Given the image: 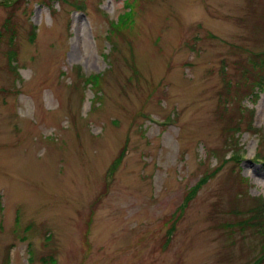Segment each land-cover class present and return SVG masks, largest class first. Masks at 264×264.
Segmentation results:
<instances>
[{
	"label": "rangeland",
	"instance_id": "rangeland-1",
	"mask_svg": "<svg viewBox=\"0 0 264 264\" xmlns=\"http://www.w3.org/2000/svg\"><path fill=\"white\" fill-rule=\"evenodd\" d=\"M263 53L264 0H0V264L258 258Z\"/></svg>",
	"mask_w": 264,
	"mask_h": 264
},
{
	"label": "trees",
	"instance_id": "trees-1",
	"mask_svg": "<svg viewBox=\"0 0 264 264\" xmlns=\"http://www.w3.org/2000/svg\"><path fill=\"white\" fill-rule=\"evenodd\" d=\"M126 12L127 11L119 15V17L126 14ZM251 56L252 58L249 59V65H252L253 71L250 73V70H245V72L251 74L252 80H257V82L254 81L252 88L254 86L259 88L262 81H264V53L258 55L253 54ZM257 94L258 92H255L252 96H256ZM242 178L244 177L241 176V179ZM237 212H240L244 216H246V214L248 215L239 221H235L233 227L241 228L243 232H248V235L252 236L257 243H260L261 247L264 246V203L258 202L255 206L249 207L247 213L239 210ZM233 213L234 211L231 210L230 215L233 216ZM249 264H264V251L258 258L252 259V262L250 260Z\"/></svg>",
	"mask_w": 264,
	"mask_h": 264
}]
</instances>
